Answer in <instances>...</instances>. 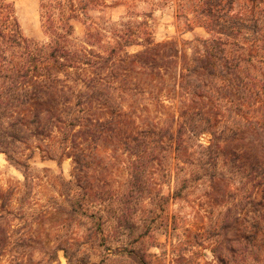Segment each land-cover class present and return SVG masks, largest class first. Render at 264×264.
<instances>
[{
    "label": "trees",
    "instance_id": "16d2710c",
    "mask_svg": "<svg viewBox=\"0 0 264 264\" xmlns=\"http://www.w3.org/2000/svg\"><path fill=\"white\" fill-rule=\"evenodd\" d=\"M163 1L173 5L186 32L200 27L207 37L155 42L151 11L108 24L89 20V13L106 8L102 0H46L39 9L44 41L37 42L23 36L14 1L0 0V154L15 162L18 146H36L44 157L59 164L72 158L80 169L87 138L92 145L105 137L150 142L179 159L206 134L203 150L215 156L208 166L223 157L246 185L222 221L195 235L208 236L219 264H246L248 257L260 264L264 0ZM75 23L84 26L81 39ZM133 165L138 179L143 163ZM179 198L175 192L164 200ZM86 217L96 219L103 245L101 218ZM5 247L0 236V259Z\"/></svg>",
    "mask_w": 264,
    "mask_h": 264
},
{
    "label": "rangeland",
    "instance_id": "374dc122",
    "mask_svg": "<svg viewBox=\"0 0 264 264\" xmlns=\"http://www.w3.org/2000/svg\"><path fill=\"white\" fill-rule=\"evenodd\" d=\"M13 1L23 36L43 42L39 9L46 0ZM102 1L106 8L89 13V20L112 24L129 13L151 11L155 42L207 37L200 27L186 32L170 2ZM74 31L81 39L83 24L75 23ZM208 144L209 136L203 134L189 144V157L174 159L164 146L150 142L105 137L92 145L87 138L80 169L72 158L59 164L36 146H18L15 162L0 154V236L6 245L0 264H67L64 252L72 264H82V259L85 264H140L142 259L146 264H219L208 236L195 234L222 221L244 194L246 182L231 173L223 157L214 160L203 150ZM209 157L215 167L208 166ZM136 161L143 163L138 179L132 174ZM175 192L181 198L164 200ZM92 214L102 220L103 245L94 233L96 219L86 217ZM255 258L264 264V250ZM246 264L256 262L248 257Z\"/></svg>",
    "mask_w": 264,
    "mask_h": 264
}]
</instances>
